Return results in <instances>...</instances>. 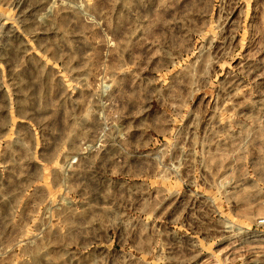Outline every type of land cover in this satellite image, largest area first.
Masks as SVG:
<instances>
[{"label": "rangeland", "instance_id": "obj_1", "mask_svg": "<svg viewBox=\"0 0 264 264\" xmlns=\"http://www.w3.org/2000/svg\"><path fill=\"white\" fill-rule=\"evenodd\" d=\"M259 219L264 0H0V264H264Z\"/></svg>", "mask_w": 264, "mask_h": 264}, {"label": "built area", "instance_id": "obj_2", "mask_svg": "<svg viewBox=\"0 0 264 264\" xmlns=\"http://www.w3.org/2000/svg\"><path fill=\"white\" fill-rule=\"evenodd\" d=\"M237 230L241 231V234L250 236L251 238H264V219H259L257 221L254 230H245V228H242V230Z\"/></svg>", "mask_w": 264, "mask_h": 264}, {"label": "bare ground", "instance_id": "obj_3", "mask_svg": "<svg viewBox=\"0 0 264 264\" xmlns=\"http://www.w3.org/2000/svg\"><path fill=\"white\" fill-rule=\"evenodd\" d=\"M76 6V5H75Z\"/></svg>", "mask_w": 264, "mask_h": 264}]
</instances>
